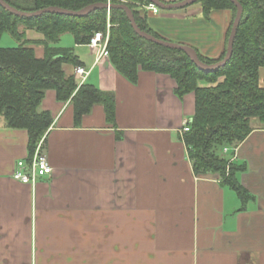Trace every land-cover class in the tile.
I'll list each match as a JSON object with an SVG mask.
<instances>
[{"label": "crops", "instance_id": "crops-1", "mask_svg": "<svg viewBox=\"0 0 264 264\" xmlns=\"http://www.w3.org/2000/svg\"><path fill=\"white\" fill-rule=\"evenodd\" d=\"M142 10L163 38L222 54L229 11L205 20L199 5ZM72 49L80 64L63 71L81 67L84 83L114 95V124L98 104L75 122L70 100L46 91L40 109L52 124L42 151L52 173L31 187L11 178L28 157L27 132L0 119V264H264V127L252 122L242 143L223 150L245 165L235 175L248 194L242 203L216 175L193 173L181 132L193 94L176 97L164 74L141 71L130 83L98 48Z\"/></svg>", "mask_w": 264, "mask_h": 264}, {"label": "trees", "instance_id": "trees-1", "mask_svg": "<svg viewBox=\"0 0 264 264\" xmlns=\"http://www.w3.org/2000/svg\"><path fill=\"white\" fill-rule=\"evenodd\" d=\"M2 1L26 13L49 7L78 12L94 4H122L131 10L141 31L171 42L147 24V14L142 9L150 4L149 0ZM237 1L242 13L231 57L213 72L198 69L182 51L140 38L125 13L117 8L97 9L81 17L45 13L27 18L13 15L0 6V37L7 33L19 43L15 48H0V119L7 129L27 132L29 157L39 142L43 145L52 124L51 114L40 109L48 90L55 92L59 102L70 100L75 122L98 104L103 107L107 122L113 125L114 95L86 83L79 86L73 75H66L62 68L64 64H80L73 49L56 47L65 33L72 35L75 45L82 46L88 45L95 33H102L105 38L108 30L105 53L111 66L127 81L136 83L141 71L164 74L174 80L176 97L181 99L193 94L194 114L189 131L182 134L193 173L218 176L244 203L248 194L235 175L245 171V165L231 162L223 150L235 149L249 136L253 119L264 127V0ZM194 5L201 7L205 20H209L214 10L230 12L224 49L219 58H207L190 46L200 62L216 64L225 56L236 8L230 0H200ZM29 30L42 34L43 40H27L26 31ZM35 45L43 47V57H37Z\"/></svg>", "mask_w": 264, "mask_h": 264}, {"label": "water", "instance_id": "water-1", "mask_svg": "<svg viewBox=\"0 0 264 264\" xmlns=\"http://www.w3.org/2000/svg\"><path fill=\"white\" fill-rule=\"evenodd\" d=\"M198 1H200V0H180L178 2L165 3L161 0H149V2L151 4H153L155 7H157L158 9H160L162 11L184 9V8H187L191 5L196 4ZM230 2L234 4V6L236 8V14H235L233 24H232V27L230 30V34H229V37L227 40L225 56L220 62L213 64V65H206V64H203L202 62H200L198 57H197L195 50L193 48H191L190 46L181 45V44L161 40V39H158V38H155V37L149 35L148 33L141 31L135 23V20H134V17H133L131 10L126 5H122V4L111 5L109 3L94 4V5H90L86 8H84L78 12H73V11L60 9V8H56V7H49V8H45V9H42V10H39L36 12H31V13L20 12L16 9L10 7L9 5H7L2 0H0V6L4 10L8 11L9 13H11L13 15L20 16V17H27V18L39 17L45 13L64 15V16L81 17V16H84V15H86V14H88L94 10H97V9L110 10L112 8H117V9L122 10L125 13L126 18L128 19L132 29L134 30L135 34L138 35L140 38H142L146 41H149L153 44H156L158 46H162L164 48L182 51L189 57V59L193 62V64L198 69H200L204 72H213V71L218 70L219 68L223 67L227 63V61L230 59L231 54H232L233 41H234V38L236 35V30L239 26V22H240V18H241L242 7L239 4V2L237 0H230Z\"/></svg>", "mask_w": 264, "mask_h": 264}, {"label": "built area", "instance_id": "built-area-1", "mask_svg": "<svg viewBox=\"0 0 264 264\" xmlns=\"http://www.w3.org/2000/svg\"><path fill=\"white\" fill-rule=\"evenodd\" d=\"M145 9L151 14L157 15L160 13V9L155 7L153 4H148ZM108 40V30L105 38L102 33H95L89 41V46L92 48H98L101 55L105 53L106 44ZM73 77L77 80L78 85H82L88 75V72L81 67H75L73 69ZM189 122L185 120L183 122L181 132L186 133L189 131ZM52 173V169L48 163L46 155L42 151V141L38 143L33 154L26 159L19 160L16 162L15 168L11 174V178L23 185L34 187L37 184L39 178H43Z\"/></svg>", "mask_w": 264, "mask_h": 264}, {"label": "rangeland", "instance_id": "rangeland-1", "mask_svg": "<svg viewBox=\"0 0 264 264\" xmlns=\"http://www.w3.org/2000/svg\"><path fill=\"white\" fill-rule=\"evenodd\" d=\"M191 6H193V5H191ZM179 10H181V9H179ZM73 44H74V39H73L72 35L69 33H65L61 36L58 44H56V47L72 49ZM18 45H19V43L7 33L3 34L0 37V48H15ZM33 48L35 50L37 57H39V58L43 57V54H42L43 47L41 45H35V46H33ZM252 122H254L256 124H260L258 122V120H256V119H253Z\"/></svg>", "mask_w": 264, "mask_h": 264}]
</instances>
